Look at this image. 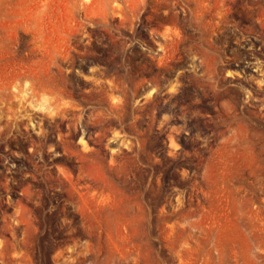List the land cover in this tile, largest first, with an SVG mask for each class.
<instances>
[{
    "label": "rangeland",
    "instance_id": "1",
    "mask_svg": "<svg viewBox=\"0 0 264 264\" xmlns=\"http://www.w3.org/2000/svg\"><path fill=\"white\" fill-rule=\"evenodd\" d=\"M0 264H264V0H0Z\"/></svg>",
    "mask_w": 264,
    "mask_h": 264
}]
</instances>
